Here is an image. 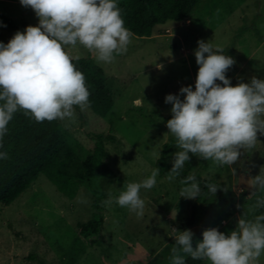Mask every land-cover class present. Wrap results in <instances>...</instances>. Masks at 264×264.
Returning a JSON list of instances; mask_svg holds the SVG:
<instances>
[{"label":"rangeland","instance_id":"obj_1","mask_svg":"<svg viewBox=\"0 0 264 264\" xmlns=\"http://www.w3.org/2000/svg\"><path fill=\"white\" fill-rule=\"evenodd\" d=\"M0 15L16 24L10 27L0 19V42L5 44L17 31L38 24L34 11L19 0H0ZM198 40L219 45L234 58L236 63L226 74L233 86L248 83L253 76L264 79V0H199L190 19L158 24L150 37L134 35L127 52L110 64L98 63L82 46L67 49L73 57L90 55L103 68L114 103L112 114L105 117L77 107L73 120H59L61 131L80 158L94 147L95 134L114 139L103 136L107 154L98 176L92 184L84 181L73 198L39 176L10 204H0V264H66L76 249L80 253L73 264H170L175 242L171 229L183 231L180 224L192 199L180 197L181 175L167 178L173 154L180 149L166 127L172 105L165 97L180 94L181 87L195 89ZM258 140L231 166L190 154L186 174L222 182L227 199L209 195L198 202L195 225L202 231L215 227L230 234L240 218L259 215L249 201L258 191L250 179L264 171V135L258 134ZM157 161L170 168L160 169L152 189H141L144 214L137 216L116 204L126 185L150 176ZM97 196L104 218L96 241L75 240L77 225L90 218ZM78 197L87 203L78 202ZM109 199L111 204L106 203Z\"/></svg>","mask_w":264,"mask_h":264},{"label":"clouds","instance_id":"obj_2","mask_svg":"<svg viewBox=\"0 0 264 264\" xmlns=\"http://www.w3.org/2000/svg\"><path fill=\"white\" fill-rule=\"evenodd\" d=\"M19 3L34 11L38 24L17 31L7 44L0 42V140L18 111L36 122H51L71 121L77 107L81 111L90 108L85 76L73 63L80 57L71 56L69 47L82 46L95 54L98 63L110 64L127 52L134 37L125 27L117 0ZM197 44L195 89L191 85L181 87L180 94L165 97V103L172 105L166 127L180 149L173 154L169 181L180 175L190 154L231 166L240 159L242 150L256 146L258 134L264 135V79L253 76L248 83L233 86L226 74L235 65L234 58L209 41L198 40ZM7 158V152H0V159ZM159 173L156 167L141 182L128 183L114 202L142 216L145 201L141 189H152ZM180 183L184 185L180 197L196 199L201 192L195 175H188ZM250 185L264 191V171L251 177ZM206 187L213 195L220 189L214 183ZM78 202L87 203L79 197ZM112 202L109 199L106 203ZM254 207H264V198H257ZM171 231L175 242L170 264H186L188 257L209 264H260L264 255V214L252 220L240 218L230 234L208 228L200 240H194L190 229Z\"/></svg>","mask_w":264,"mask_h":264},{"label":"trees","instance_id":"obj_3","mask_svg":"<svg viewBox=\"0 0 264 264\" xmlns=\"http://www.w3.org/2000/svg\"><path fill=\"white\" fill-rule=\"evenodd\" d=\"M125 27L136 36L150 37L155 33L158 24L166 21L182 22L190 19L191 10L199 0H117ZM3 23L16 27L13 20L0 15ZM172 48H176L172 45ZM78 70L83 72L90 91V109L100 117L112 114L114 97L107 85V78L103 68L90 56H81L74 60ZM103 136L114 139L112 135L95 134L94 147L84 158H80L73 146L68 142L60 129L59 120L36 122L25 116L23 111L14 114L9 122L8 133L0 140V152H7V159H0V204H10L21 192L25 191L39 177L43 176L59 193L73 198L85 181L92 184L98 176L106 148ZM166 147V146H165ZM163 147L162 154L166 152ZM156 167L169 169L170 166L156 162ZM181 178L188 175L182 170ZM201 192L196 199H192L189 214L185 222L180 224L182 230L190 229L194 233V240L202 239V230L195 225V213L198 202L204 197L213 195L206 187L209 183L218 185L220 189L215 196L221 200L227 199L222 195L224 184L194 174ZM244 192V191H243ZM257 198H264V193L256 191L249 199L256 204ZM94 210L85 221L78 223L75 240L88 238L91 243L96 241L103 222L101 198L94 200ZM259 215L264 214V207H256ZM80 249H76L66 264L78 258ZM206 260L186 258V264H206Z\"/></svg>","mask_w":264,"mask_h":264}]
</instances>
